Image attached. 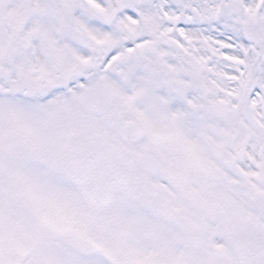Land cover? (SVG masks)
<instances>
[{"label":"snow or ice","instance_id":"1","mask_svg":"<svg viewBox=\"0 0 264 264\" xmlns=\"http://www.w3.org/2000/svg\"><path fill=\"white\" fill-rule=\"evenodd\" d=\"M0 264H264V0H0Z\"/></svg>","mask_w":264,"mask_h":264}]
</instances>
